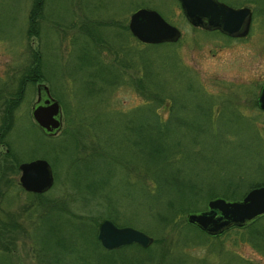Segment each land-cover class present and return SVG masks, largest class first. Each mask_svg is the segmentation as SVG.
<instances>
[{
  "label": "rangeland",
  "instance_id": "1",
  "mask_svg": "<svg viewBox=\"0 0 264 264\" xmlns=\"http://www.w3.org/2000/svg\"><path fill=\"white\" fill-rule=\"evenodd\" d=\"M219 1L251 9L252 21L246 36L229 38L192 26L178 0H43L40 27L34 34L29 33L34 0H0V264H35L34 248L39 247V241L34 239L31 228L39 223L40 209H36V199L18 180L19 164L37 158L46 159L54 175L48 197L64 198L67 206L83 215L89 224L109 218L119 226H132L153 237L154 243L146 249L134 244L117 255L122 264H264V217L250 228L229 229L219 236L179 225L186 220L188 211L205 210L208 200L226 191L243 193L251 185H264V112L256 101L264 84V0ZM141 7L158 11L181 32L175 45L166 48L169 61L181 66L180 89L186 91L192 83L205 92L202 95L193 87L191 93L181 95L188 107L202 97L207 104L204 115L193 119L200 127L192 133L173 131L179 136L181 148L175 150L191 154L186 159L182 152L173 158L171 166L192 182L200 175L208 189L202 196L187 193V199L184 196L176 200L172 193L165 192L155 198L158 186L133 170L135 162L145 161L135 146L136 137L132 135L131 146L122 149L128 142L122 139L127 133L119 130L123 129L120 125L144 103L140 92H146L129 80L136 66L124 68L115 62L114 47L91 46L96 58L112 62L125 74V80L122 77L119 83L93 95L89 94L94 81L89 76L90 69H76L87 40L82 28L90 19L121 20L128 26L130 14ZM98 29L104 35L117 31L115 26ZM123 33L130 52H152L129 29ZM34 52L40 56L41 65L34 63ZM136 60H132L134 65ZM168 64L167 70L171 71L172 64ZM37 66L40 79L20 83L25 69ZM172 78L169 76L170 84L174 83ZM38 83L45 84L61 106L62 127L54 136L44 134L31 117ZM19 84L22 90L17 96L14 93ZM157 111L162 119L170 115L167 109ZM182 116L192 120L191 116ZM110 118L117 119L120 125L106 123ZM228 120L232 122L225 123ZM212 127L226 133L221 142L213 138ZM118 131L120 143L117 136L110 137V144L103 140L105 134ZM118 144L121 148L116 147ZM11 162L18 164L16 170L3 168ZM103 181L108 184L102 185ZM89 184L98 190L91 191ZM169 202L186 209L178 220L168 219ZM13 221L19 226L13 228ZM2 242L7 243V251L2 249ZM164 252L170 256L167 253L163 257Z\"/></svg>",
  "mask_w": 264,
  "mask_h": 264
},
{
  "label": "trees",
  "instance_id": "2",
  "mask_svg": "<svg viewBox=\"0 0 264 264\" xmlns=\"http://www.w3.org/2000/svg\"><path fill=\"white\" fill-rule=\"evenodd\" d=\"M42 1L43 0H34L33 2L32 11L30 13L32 28H30L29 33H38V28L40 27L39 20L42 12ZM100 26H115L117 31L112 34L106 33L104 35L103 32L101 33L98 31ZM82 29L84 32L83 35L87 40L82 46V54L79 57L80 64L76 66V69H83L84 66H88L90 69L89 76L91 75L94 78V81L90 83L92 84V87H90L91 90L89 91L90 95L104 92L109 86L119 83L122 77H124L122 80H125V74L120 71V69L113 67L112 62L107 63L103 62L100 57L96 58L90 48L91 46L97 44H104L107 49H112L114 47V61H118L117 63L122 65L124 68H134L136 66L134 76L129 80L132 84L139 87V89L146 90V92H140V95L144 98V103L132 110V113L128 115L130 118H127L124 123L121 125L118 123L117 119H115L118 115H116L115 118H110L106 121V123L111 122L113 125L116 123L118 126H122L123 129L121 128L119 130H122L123 133H127V136L122 139L124 142L128 143L125 147H122V149L131 146L133 141L132 135L136 137L135 146H137L138 152L142 153L145 161L135 162L133 170L137 172L140 175V178H143L146 182L152 183L154 187L158 186L155 198L162 197V194L165 192L172 193L173 196H176L175 199L178 198V200H182L187 193L197 195L201 193V196L205 195L204 193H207L208 189L203 186L204 182H201L203 178L200 177V175H198L195 181L192 182L191 180L193 179L189 180L188 177L182 175L178 169L174 170V168L171 167L173 165V158H176L182 152L186 153V159L189 158L191 154L189 151L184 149H182L184 151L175 150L176 147H178V149L180 148V140L179 136L174 134L173 131L179 132L182 130L187 133H192L191 130L200 127V124L195 123V120L193 119L197 116L204 115L207 104V99L205 97L191 101L189 104L192 106L190 107L185 104L187 101L184 100L181 95L191 93L193 87L198 88L202 95H205V92L200 85L195 86L191 82V85L188 86L189 88L186 91H182L180 89V83L183 82L181 66L174 62L171 63L169 61V55L166 53V48L174 46L175 44H146L147 47L152 49V52L147 53V51L141 52L139 50L136 52H130L123 39V32L128 31V26L121 20L92 21L90 19V23ZM208 32L223 34L219 31ZM100 47L101 50L105 49L102 46ZM34 53V63L38 62V65H41L40 56L38 53ZM135 58L137 59L136 65H134L133 62ZM168 63L172 64L171 71L167 70V66L169 65ZM34 69L36 72L33 73ZM40 74L41 72L39 70V66L35 68H26L19 81L20 83H23L28 79L31 81H38L41 77ZM169 76L173 77V84L169 83ZM98 82L102 83V86L95 87V84ZM172 86H174V88L173 90H170ZM17 88L19 90L16 89L14 95L19 96L22 90V84H19ZM157 109H167L170 111V115L168 118L162 119L161 114L157 111ZM182 115L191 116L192 120L190 118L187 119V117H183ZM180 116L182 118H179ZM230 122L232 121L228 120V122L225 123ZM221 127L223 126H220V128ZM220 128L217 131L215 127H212L210 131H213V138L218 139L221 142V139H223L226 133L223 134V131L220 130ZM98 132L100 131L98 130ZM119 133L121 132H115L114 135L112 132H110L109 135L105 134L103 140L110 144V137L112 139V136H117L119 141L118 143H120ZM97 136L99 135H96V137ZM193 136L194 135H192V137ZM99 140L100 137H98V141ZM99 145L101 146L102 144L99 143ZM112 145L114 146V143H112ZM116 147L121 148L119 144ZM10 153L11 152H9L8 156H11ZM12 157L14 156L12 155ZM8 164L9 166L5 165L3 168L10 167L11 170L17 169L18 164H13L12 162ZM158 165H160V168H152L154 166L158 167ZM107 184L108 183L105 181L102 182V185ZM88 186L91 191L94 189L98 190L97 187H93L91 184ZM254 186L256 185L249 186V189ZM247 191L243 193H235V190L230 192L226 191L227 193H224L222 196L231 197L232 200H237L241 199ZM48 192L49 191L40 194L28 192L36 199V209H40L38 215L39 223H35L31 228L34 239L37 238L36 240L39 241V244H36L39 247L34 248V251L36 252V255H34L35 264H122V258L117 255L124 254L127 249L135 247L134 244L114 250L103 249L96 238L97 225L99 222H93L91 224L87 223L83 215L72 211L70 207L67 206V202L64 198L52 199L47 196ZM105 196L108 198V194ZM187 198L188 197L185 196L184 200ZM110 199L109 200L111 202L112 196ZM168 204H170L168 208L170 210V214L167 215L169 220L173 221L175 218L178 220V218H181V215H184L186 209L184 210L183 206L177 207L174 202H169ZM189 212L196 211H188L187 213ZM112 221L115 223L114 220ZM186 222L187 221L184 219L183 221H180L179 225L183 226L185 224L187 227L194 228V230L196 229L195 226ZM256 222L257 221L246 228L252 227ZM11 225L13 228L19 226L17 221H13ZM196 230L199 231L198 228ZM235 230L238 231V229ZM200 233H202V231ZM1 245H3V250H8L7 243L5 244V242H2ZM137 248L141 250L143 249L141 247ZM167 253L170 256L169 252H164L163 257Z\"/></svg>",
  "mask_w": 264,
  "mask_h": 264
},
{
  "label": "water",
  "instance_id": "3",
  "mask_svg": "<svg viewBox=\"0 0 264 264\" xmlns=\"http://www.w3.org/2000/svg\"><path fill=\"white\" fill-rule=\"evenodd\" d=\"M183 15L194 27L219 30L229 37H244L249 33L252 11L249 7L234 8L218 0H178ZM128 29L141 43H174L180 30L150 8L141 7L129 16ZM37 98L32 104L31 117L47 136L56 135L62 127L61 106L43 84L36 85ZM257 105L264 112V84L260 86ZM19 184L27 192L45 193L54 183L50 163L43 158L19 164ZM264 217V185L251 188L237 200L215 197L203 211L189 212L187 223L209 236H219L233 228H246ZM97 240L105 250H114L130 244L144 248L153 243V237L132 226H119L111 219H102L97 225Z\"/></svg>",
  "mask_w": 264,
  "mask_h": 264
},
{
  "label": "flooded vegetation",
  "instance_id": "4",
  "mask_svg": "<svg viewBox=\"0 0 264 264\" xmlns=\"http://www.w3.org/2000/svg\"><path fill=\"white\" fill-rule=\"evenodd\" d=\"M219 1V0H218ZM213 31H219V30H213ZM219 32H221V31H219ZM222 33V32H221Z\"/></svg>",
  "mask_w": 264,
  "mask_h": 264
}]
</instances>
